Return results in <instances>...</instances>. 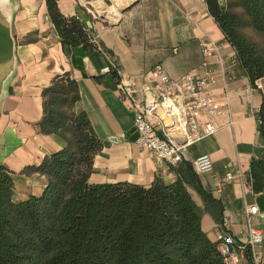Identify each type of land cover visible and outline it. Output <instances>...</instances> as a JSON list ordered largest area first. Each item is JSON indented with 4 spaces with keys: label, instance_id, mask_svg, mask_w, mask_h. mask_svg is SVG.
I'll use <instances>...</instances> for the list:
<instances>
[{
    "label": "crops",
    "instance_id": "1",
    "mask_svg": "<svg viewBox=\"0 0 264 264\" xmlns=\"http://www.w3.org/2000/svg\"><path fill=\"white\" fill-rule=\"evenodd\" d=\"M4 3L12 17L16 60L0 89V164L12 172L15 201L42 191L46 178L36 167L67 145L60 135L39 130L43 90L66 74L78 95L72 110L86 115L100 142L87 178L90 183L146 186L157 176L171 182L185 169L184 163L208 154L212 171L197 177L210 199L203 201L190 190L202 209V230L212 241L218 231L245 240L244 211L255 205L253 223L264 233V189L254 191L247 178L251 160L264 152L257 122L264 105V76L252 83L234 61V48L205 0H57L59 11L79 19L89 36L87 44L77 46L61 44L45 0ZM204 39L219 48L207 60L208 91L221 104L214 119L217 130L186 146L181 162L169 166L136 142L134 112L119 82L151 81L156 65L178 80L199 67V42ZM105 67L109 71H103ZM176 139L182 141L181 136ZM227 172L234 177L221 181Z\"/></svg>",
    "mask_w": 264,
    "mask_h": 264
},
{
    "label": "trees",
    "instance_id": "2",
    "mask_svg": "<svg viewBox=\"0 0 264 264\" xmlns=\"http://www.w3.org/2000/svg\"><path fill=\"white\" fill-rule=\"evenodd\" d=\"M45 1L61 44H87L79 19L64 16L57 0ZM205 1L249 80L263 77L264 52L243 30L264 37V0ZM43 98L39 130L67 145L44 157L36 167L46 178L42 191L21 201L13 199L12 172L0 164V264H224L201 228L202 209L190 190L203 201L210 196L190 164L171 182L90 183L100 142L86 115L72 110L74 81L55 77ZM257 119L264 143V105ZM247 178L254 191L264 189V152L251 160Z\"/></svg>",
    "mask_w": 264,
    "mask_h": 264
},
{
    "label": "built area",
    "instance_id": "3",
    "mask_svg": "<svg viewBox=\"0 0 264 264\" xmlns=\"http://www.w3.org/2000/svg\"><path fill=\"white\" fill-rule=\"evenodd\" d=\"M199 49L202 56L199 67L184 73L178 80L169 77L162 65H156V78L151 81L138 84L129 78L119 82L121 95L130 101L134 112L136 142L169 166L181 162L186 146L217 130L214 119L220 113L221 104L208 91L207 60L218 54L219 48L215 41L204 39L199 42ZM234 61L237 62L236 57ZM103 71H109V68L105 67ZM157 128L162 132L158 133ZM178 136L182 141H177ZM190 164L197 175L209 173L213 167L208 154L198 155ZM233 177L227 172L221 181ZM244 214L247 222L245 240H237L223 231L216 233V247L224 264H264V233L253 223L257 207L247 206Z\"/></svg>",
    "mask_w": 264,
    "mask_h": 264
},
{
    "label": "water",
    "instance_id": "4",
    "mask_svg": "<svg viewBox=\"0 0 264 264\" xmlns=\"http://www.w3.org/2000/svg\"><path fill=\"white\" fill-rule=\"evenodd\" d=\"M11 14L0 0V89L15 68V40L11 33ZM138 137L137 132L134 138Z\"/></svg>",
    "mask_w": 264,
    "mask_h": 264
},
{
    "label": "rangeland",
    "instance_id": "5",
    "mask_svg": "<svg viewBox=\"0 0 264 264\" xmlns=\"http://www.w3.org/2000/svg\"><path fill=\"white\" fill-rule=\"evenodd\" d=\"M221 2H225V0H221ZM244 33L245 35L250 39L252 40L253 42H255L259 47L260 49L264 52V37L255 32L253 29H251L250 27L248 28H244Z\"/></svg>",
    "mask_w": 264,
    "mask_h": 264
}]
</instances>
